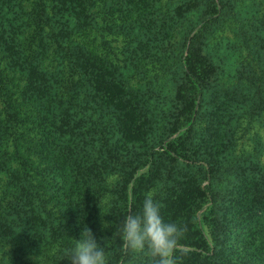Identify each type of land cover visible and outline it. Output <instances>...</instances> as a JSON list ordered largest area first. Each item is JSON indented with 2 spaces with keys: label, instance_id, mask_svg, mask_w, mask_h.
<instances>
[{
  "label": "trees",
  "instance_id": "trees-1",
  "mask_svg": "<svg viewBox=\"0 0 264 264\" xmlns=\"http://www.w3.org/2000/svg\"><path fill=\"white\" fill-rule=\"evenodd\" d=\"M245 1L0 0V264H68L86 226L108 264H147L120 226L149 192L186 226L177 264H264V20Z\"/></svg>",
  "mask_w": 264,
  "mask_h": 264
},
{
  "label": "clouds",
  "instance_id": "clouds-1",
  "mask_svg": "<svg viewBox=\"0 0 264 264\" xmlns=\"http://www.w3.org/2000/svg\"><path fill=\"white\" fill-rule=\"evenodd\" d=\"M102 223V228H107ZM186 231L176 223H165L160 214V205L153 193L146 194L139 212L129 210L121 226V242L126 252L143 254L147 264H177L175 252ZM103 239V238H102ZM68 264H108L105 245L99 243L87 226L74 246L64 252Z\"/></svg>",
  "mask_w": 264,
  "mask_h": 264
},
{
  "label": "rangeland",
  "instance_id": "rangeland-1",
  "mask_svg": "<svg viewBox=\"0 0 264 264\" xmlns=\"http://www.w3.org/2000/svg\"><path fill=\"white\" fill-rule=\"evenodd\" d=\"M253 7L250 9H255L256 10V16L258 17L257 19H259L260 23L262 22L261 19L264 20V0H249ZM248 0H246V4H248V7L250 6V2ZM259 23V24H260ZM261 28V25H260ZM239 30V28H232V30H230L226 35L229 36V38L233 39L236 35V31ZM250 46L254 47V42L249 41ZM264 51V48L262 50V52ZM256 52L253 51H243V57H244V64L245 62H251L252 64V56H254ZM221 57V56H220ZM256 57V56H254ZM222 61H223V67H224V71L221 74L222 76V80L225 81L227 84H229L230 82L233 81V76H234V72L236 70V62H235V57L233 56V54L231 53V55L227 56V57H221ZM247 66V65H245ZM259 122H264V116H261V119H259ZM264 130V129H262ZM261 142H264V133H261ZM247 145L253 146L252 143H250V141H246ZM249 146V148H250Z\"/></svg>",
  "mask_w": 264,
  "mask_h": 264
}]
</instances>
